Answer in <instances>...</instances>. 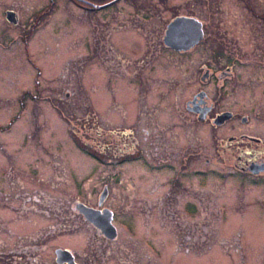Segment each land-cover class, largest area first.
<instances>
[{"label":"rangeland","instance_id":"obj_1","mask_svg":"<svg viewBox=\"0 0 264 264\" xmlns=\"http://www.w3.org/2000/svg\"><path fill=\"white\" fill-rule=\"evenodd\" d=\"M208 1L210 11L217 14L216 18L233 16L237 11H246L242 0ZM117 4L124 11L128 8V0H122ZM44 6L48 7L49 13L40 16V13L45 11ZM186 7L190 9L189 5L182 4L178 11H186ZM6 9H14L23 20L30 18L28 23L33 25H28V28L26 26L25 31L24 25L27 23L17 22L16 25L9 23L5 18ZM202 9L203 6L194 10L199 13ZM86 12L88 11L78 10L73 0L54 2L0 0V238L5 240L4 243L0 240V250L5 251L9 248L8 228L13 224L21 227L31 225V233L37 236L34 241H42L44 245L41 256L45 264H57L53 262L52 248L58 245L80 247L86 252L90 250V246L92 248L98 244L102 246L104 239L99 238L96 229L76 209L75 203L82 201L95 206L103 186L106 185L109 188V197L105 203L107 204V200L112 201L113 208L117 210L121 232L113 243L125 242L129 250L135 247L142 249L140 244L131 241L129 235L135 236L136 239L139 235H144L140 237L143 239L146 233L143 229L144 222L152 223V219L156 221L159 219L161 228H153L152 235L157 234L162 242L160 246L162 258L167 261L165 258L173 251V239L170 237L172 230L182 236L184 230L179 223L185 219L179 212L170 219L160 212L146 217L143 212L135 209L136 206L140 209L139 200L136 202L132 192L124 189L127 186L152 188L156 184L154 175L152 171L146 170L139 160L121 163L120 157H117L121 153L122 141L131 142L132 136L138 139L141 127H129L130 132L134 130L132 136L131 133L126 138L122 136V129H126L129 124L154 119H159V125L177 124L182 121L176 117L174 119L173 112H170L169 119L166 110L159 113L158 110L146 112L142 105L138 114L134 112L130 119L123 116L126 113L129 117L133 96L152 97L151 94L155 93V90H168V85L164 80H156L151 92L146 90L149 87L141 89L143 87L140 88L137 82L138 74L132 72L137 63L139 66V58L143 56L137 37L121 30L116 33L115 46L105 48L106 39L105 36H101L102 30L106 29L105 22L101 20L104 18V12L101 15L97 14V17L94 15L92 19ZM108 12L110 15L111 12ZM172 13L175 12L168 10L163 14L161 23L172 16ZM116 20L117 18L114 21ZM121 20L123 21L117 20L111 25L114 30L122 29L120 25L125 24L126 20ZM56 24L58 28L54 29ZM94 25L99 27V31ZM224 27L229 34L235 36L236 33L232 29H238L240 26L231 20ZM242 33L248 37V32ZM108 41L110 42V39ZM116 56L119 59L118 65L124 66L130 72L129 76L122 77L115 71ZM32 63L42 70L41 74L36 72ZM148 64H152V61ZM146 71H141V78L147 77L150 73ZM36 79L39 82L38 86H35ZM225 81L223 89L226 93L232 94L235 91L233 87L237 84L233 80ZM227 81L231 82V85ZM218 83L220 84V81L215 82L213 86H218ZM246 86L242 87V90L245 91L248 88ZM35 89L41 91L39 96L34 94ZM147 93L149 95H146ZM231 94L225 101V107L234 106L235 100ZM239 102L244 103L245 100L241 99ZM164 112L165 114H160ZM241 114L242 112L237 113V116L240 117ZM237 121L231 120L228 124L240 123L239 119ZM167 128L160 127L158 131L160 133L163 130L170 141ZM223 128L225 135L250 129V127ZM175 129L176 127L173 130ZM194 130L197 128H193V134ZM203 130L206 133H202ZM161 134L158 139L162 141ZM171 135L174 136V132ZM198 135L204 145L207 147L212 145L211 132L202 127ZM111 140L115 144L114 155L109 151ZM162 144L165 145V142ZM164 187L165 189L168 187L167 182L164 183ZM246 189L252 192L253 197L256 194L254 198L257 203H263V190L250 187ZM118 192L121 195H118ZM222 202L229 204L226 207L228 211L220 215L225 234L236 235L242 232L243 241L256 244L257 237L263 235L264 208L254 203L250 207L248 205L245 210L234 211L235 209L230 207L227 194ZM201 214L195 212L194 217H189L194 227V235L201 234V228L196 227L199 220H215L217 226L213 213L209 215L203 213L202 218ZM168 220L174 223L171 230L168 229ZM59 223L62 227L56 229L54 225ZM44 230L47 231L41 232ZM216 230L217 227L210 228L212 237L218 236ZM129 231L134 233L130 234ZM8 252L5 251L6 254ZM213 259L215 260L210 259L206 262L195 258L178 257L173 264L236 262L226 258ZM105 264L115 263L107 259Z\"/></svg>","mask_w":264,"mask_h":264},{"label":"flooded vegetation","instance_id":"obj_2","mask_svg":"<svg viewBox=\"0 0 264 264\" xmlns=\"http://www.w3.org/2000/svg\"><path fill=\"white\" fill-rule=\"evenodd\" d=\"M120 1L122 0H73L78 10L88 11L86 13L91 19L94 15L97 17V14L101 15L104 12V18L101 20L105 22L106 29L102 30L101 36H105L107 43L105 48L114 45V40L117 39L116 33L121 30L123 33H131L137 37L143 56L139 58V66L138 63L131 66H134L133 74H138L137 82L140 88L143 87L141 89L149 87L146 90L151 92L156 80H164L168 85V90H155V93L151 94L152 97L149 93L146 94L149 95L148 97L133 96L129 117L126 113L123 116L130 119L134 112L138 114L142 105L146 112L158 110L159 113L161 110L162 112L166 110L169 119L170 112H173V118H179L182 122L159 125V119H154L142 122L139 120L137 124H129L126 129H122V136L126 138L130 133L132 136L134 130L130 132L129 127H141L138 139L132 136L131 142L122 141L121 148L116 145L121 150L117 158L120 157L121 163L134 161L133 159L139 160V163L154 175L156 184L152 188L127 186L124 189L132 192L136 202L139 200L140 209L137 206L135 209L143 212L146 217L160 212L170 219L179 212L185 219V223H179L184 234L181 236L172 230L170 237L173 239V251L165 258L167 261L162 258L160 248L162 242L157 234L152 235L153 228H161L159 219L158 221L152 219V223L144 222L143 229L146 233L143 239L140 237L144 235H139L138 239L129 235L131 241L140 244L142 249L135 247L129 250L125 242L114 244L121 232L117 221V210L113 208L112 201L107 200V204L105 203L109 197L108 188L101 203H99V195L95 206L84 204L94 209L100 217L103 215L111 217L110 222L116 228V236L107 237L83 216L96 229L99 238L104 239L103 245L98 244L95 248L90 246L88 252L81 250L80 247L55 246L52 248L53 262L105 264L106 260L110 259L115 264H173L178 257H184L206 262L210 259L215 260L213 258H226L236 261L235 264H264V225L263 235L257 237L256 244H253L243 241L242 232L236 235L225 234L220 221L222 219L220 215L228 211L226 207L229 204L222 202L226 194L234 211L245 210L248 205L250 207L254 203L264 208V201L257 203L256 194L254 198L252 192L246 189L250 187L264 191V0H242L245 12L237 11L233 16L222 18H216L217 14L210 11L208 0H128V8H125V11L117 6ZM182 4L189 5L190 9L186 7V11L179 12ZM202 6L201 12L194 10ZM44 8L45 11L41 12L40 16L49 13L48 7L44 6ZM168 10L175 13L161 23L162 15ZM6 11L14 12L13 24L27 23L24 25L25 31L26 26L28 28V25H33L28 23L30 18L23 20L14 9H6ZM108 11L111 12L110 15ZM115 18L120 21L126 20L123 24L125 26L120 25L122 29L114 30L111 26L117 21H114ZM178 20L180 24L168 33L169 25ZM231 20L240 26L238 29H232L236 33L235 36L229 34L224 27ZM56 25L54 29L58 28V24ZM94 27L99 31L97 25ZM244 31L248 32V37L242 33ZM118 60L116 56L115 71L122 77L129 76L130 72L124 66L120 67ZM150 61L152 64H148ZM35 68L36 72L41 74L38 66L35 65ZM235 68L238 70L236 71ZM142 70L146 73L150 72L147 77L141 78ZM226 79L233 80L237 84L233 87L235 91L232 94L226 93L223 89ZM218 81L220 84L213 86ZM227 83L231 85V82L227 81ZM36 84H39L37 79ZM244 86L248 87L245 91L242 90ZM34 94L39 96L41 91L35 90ZM230 94L235 100L232 108L225 107V101ZM241 99L245 102H239ZM241 112L238 117L237 113ZM238 119L240 123L228 124L231 120ZM160 127H168L166 131L170 141L163 130L159 133ZM194 127L197 130H194L193 134ZM202 127L212 133L213 143L210 147L204 145L198 135ZM222 127H231V129L250 127V129L225 135ZM172 132L174 136L171 135ZM202 133H206L205 130ZM160 134L162 141L158 139ZM163 141L165 145L162 144ZM109 146V151L114 155L116 151L112 140ZM165 182L168 185L166 189ZM244 192L246 193L243 194ZM117 194L121 195L119 192ZM76 209L78 210L77 207ZM195 212H201V218L203 213L207 215L213 213L217 226L215 220L198 219L196 227L201 228V234L194 235V227L189 217ZM167 222L168 229H173V221ZM54 226L56 229L62 227L60 223ZM213 227H217L218 236H211L210 228ZM220 229L223 231L221 232ZM8 233L9 248L5 251L9 252L6 254L4 249L0 250V264H45L41 256L44 245L42 241H34L37 236L31 233V225L26 224L23 227L17 224L10 225ZM0 240L5 242L1 238Z\"/></svg>","mask_w":264,"mask_h":264},{"label":"water","instance_id":"obj_3","mask_svg":"<svg viewBox=\"0 0 264 264\" xmlns=\"http://www.w3.org/2000/svg\"><path fill=\"white\" fill-rule=\"evenodd\" d=\"M12 14H13L12 12H8V15H7V18L10 21L14 20L12 19L13 18L11 16ZM179 24L180 23L178 20L177 22H174L171 25H169L168 33H171ZM105 196H106V190L104 189V191L100 195L99 203L102 202ZM77 208L89 222L94 224L96 227L100 228L101 231L104 233V235H106L109 238H114L116 236V230L110 222L111 217H107V215L106 217H104V215L103 217H100L99 214L95 213L96 211L94 209L87 207L82 203H78Z\"/></svg>","mask_w":264,"mask_h":264},{"label":"trees","instance_id":"obj_4","mask_svg":"<svg viewBox=\"0 0 264 264\" xmlns=\"http://www.w3.org/2000/svg\"><path fill=\"white\" fill-rule=\"evenodd\" d=\"M90 153H92V151H90Z\"/></svg>","mask_w":264,"mask_h":264}]
</instances>
